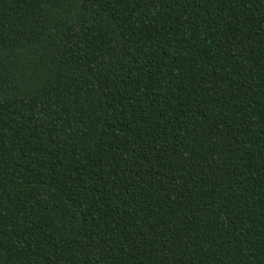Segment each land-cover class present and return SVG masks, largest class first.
I'll list each match as a JSON object with an SVG mask.
<instances>
[{
  "label": "trees",
  "instance_id": "obj_1",
  "mask_svg": "<svg viewBox=\"0 0 264 264\" xmlns=\"http://www.w3.org/2000/svg\"><path fill=\"white\" fill-rule=\"evenodd\" d=\"M0 264H264V0H0Z\"/></svg>",
  "mask_w": 264,
  "mask_h": 264
}]
</instances>
